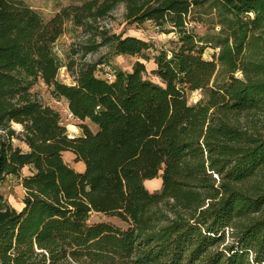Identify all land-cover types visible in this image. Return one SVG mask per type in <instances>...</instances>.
Wrapping results in <instances>:
<instances>
[{
	"label": "trees",
	"instance_id": "16d2710c",
	"mask_svg": "<svg viewBox=\"0 0 264 264\" xmlns=\"http://www.w3.org/2000/svg\"><path fill=\"white\" fill-rule=\"evenodd\" d=\"M118 5L128 23L177 36L154 57L160 84L141 62L109 81L95 74L106 61H85L102 47L130 57L151 48L92 31ZM209 15L218 33L195 34ZM66 22L87 37L73 50L80 62L61 65L53 47ZM62 67L73 85L58 81ZM38 82L96 130L81 124L70 138L32 92ZM25 167L21 210L0 193V264H264V0H89L48 21L0 0V185ZM159 175L150 193L144 182ZM91 214L128 227L90 224Z\"/></svg>",
	"mask_w": 264,
	"mask_h": 264
},
{
	"label": "rangeland",
	"instance_id": "374dc122",
	"mask_svg": "<svg viewBox=\"0 0 264 264\" xmlns=\"http://www.w3.org/2000/svg\"><path fill=\"white\" fill-rule=\"evenodd\" d=\"M32 9L37 11L44 21L50 20L60 9L72 5H81L89 0H23ZM204 22L191 24L190 28L193 32L199 36L206 34L218 33L220 26L216 23L217 20L213 15L204 17ZM95 29L107 31L111 35H120L124 37H135L141 39L151 45V48L144 52L141 56H114L107 47L100 48L97 52L86 56L85 61L97 62L106 61L105 64H100L96 68V76L98 78L107 79V75L114 74L115 71L121 70L123 72H131L136 62H141L145 67L144 77L156 84H160L159 79L154 75L156 65L154 63V57L160 52L170 53L177 45V36L173 33L164 34L150 22H145L141 25L130 24L124 18V7L118 5L116 9L104 19H100L95 23L92 31ZM92 32V33H93ZM86 33L81 29L74 27L71 22H66L64 26L63 35L56 41L53 51L61 65H66L69 61L80 62L81 54L74 55L73 50L77 49L81 43L86 40ZM218 50H214L210 47L206 48L203 54V59L211 60L212 55L216 54ZM238 76V74L236 75ZM239 77V76H238ZM222 80V77L220 78ZM58 81L65 85H73V79L66 71L64 67L59 70ZM32 92L36 94L37 98L43 105L51 107L53 110L59 113L62 126L67 130V134L70 138L81 136V130L79 125L86 124L91 131H95L96 128L88 121L80 122L74 119L68 110L67 102L64 99H57L53 96L51 89L45 86L42 82H38L33 88ZM201 98L199 92L189 94L188 99L190 103H195ZM16 131L20 130V127L14 125ZM15 146L22 144L14 141ZM24 151V149L22 148ZM71 154H63V160L65 163L76 167V162L71 159ZM29 173L26 169H23L19 177L7 176L0 185V193L5 203L19 211L23 207V198L25 191L21 186V180ZM145 188L150 193H157L161 191L162 181L160 175L148 182H144ZM109 223L116 228L126 229L128 225L121 222L116 217H108L100 214H91L89 223Z\"/></svg>",
	"mask_w": 264,
	"mask_h": 264
},
{
	"label": "crops",
	"instance_id": "0c3cea01",
	"mask_svg": "<svg viewBox=\"0 0 264 264\" xmlns=\"http://www.w3.org/2000/svg\"><path fill=\"white\" fill-rule=\"evenodd\" d=\"M22 148L24 149V151H27V148L24 145H22ZM65 153H68V152H64L63 154H65ZM70 154H71L70 155L71 159H73L75 161V156L72 153H70ZM66 164H68L72 169H74L78 173H82L84 171V165L81 162H76V164H77L76 167L74 165L70 164V162H68ZM24 169H26L28 171V173L30 174V167H25ZM145 182H148V181H145Z\"/></svg>",
	"mask_w": 264,
	"mask_h": 264
},
{
	"label": "built area",
	"instance_id": "2783aa9c",
	"mask_svg": "<svg viewBox=\"0 0 264 264\" xmlns=\"http://www.w3.org/2000/svg\"><path fill=\"white\" fill-rule=\"evenodd\" d=\"M106 80L112 81L113 80V76L111 74L107 75V79Z\"/></svg>",
	"mask_w": 264,
	"mask_h": 264
}]
</instances>
